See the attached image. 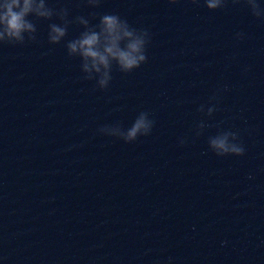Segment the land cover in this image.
I'll return each mask as SVG.
<instances>
[{"label": "clouds", "instance_id": "clouds-1", "mask_svg": "<svg viewBox=\"0 0 264 264\" xmlns=\"http://www.w3.org/2000/svg\"><path fill=\"white\" fill-rule=\"evenodd\" d=\"M100 2L101 0H85L86 6L93 9L98 8ZM179 2L180 0H167L170 5ZM200 2L201 0H187V3L194 5H199ZM227 3L228 0H203L209 11L222 9ZM231 3H243L254 18L264 22V4L260 0H231ZM68 16L67 8L50 7L46 0H0V44L16 46L24 45L26 41H35L37 27L29 17L37 20H52L56 17L61 23L49 24L48 43L55 45L64 40L71 23L82 26L83 31L79 36L67 42V54L69 57L80 58L84 79H95L101 90L108 88L114 65L120 72L130 73L147 62V46L151 39L147 29L133 27L127 19L115 13H89L92 19L98 16L96 24H91L90 19L83 15L76 16L74 21L69 20ZM243 35L237 33L239 38H243ZM199 110L203 112V106ZM213 111L214 108L209 107L207 115L211 116ZM153 125L154 121L149 119L148 113L141 112L127 130L117 125L103 127L99 131L125 143H132L140 136H148ZM198 127L203 129L204 124L201 123ZM180 143L183 144L184 141L181 140ZM208 147L219 157H240L246 151L239 142L238 133L233 131H221L209 137ZM222 244L226 245L227 241Z\"/></svg>", "mask_w": 264, "mask_h": 264}]
</instances>
